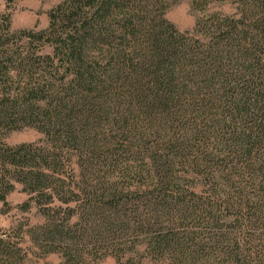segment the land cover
<instances>
[{
	"label": "trees",
	"instance_id": "obj_1",
	"mask_svg": "<svg viewBox=\"0 0 264 264\" xmlns=\"http://www.w3.org/2000/svg\"><path fill=\"white\" fill-rule=\"evenodd\" d=\"M178 1L0 11V202L43 218L0 226V264H264V0H192L186 30Z\"/></svg>",
	"mask_w": 264,
	"mask_h": 264
},
{
	"label": "rangeland",
	"instance_id": "obj_2",
	"mask_svg": "<svg viewBox=\"0 0 264 264\" xmlns=\"http://www.w3.org/2000/svg\"><path fill=\"white\" fill-rule=\"evenodd\" d=\"M62 0H13L8 6L4 0H0V11L8 12L10 15V28L18 30L23 28H45L48 24L47 12ZM192 0H180L172 4L166 11V17L171 20L180 30L191 29L199 15L197 11L191 7ZM214 10L229 12L227 7H220L213 4ZM40 137V134L33 128H25L12 131L5 137V142L10 145L19 143L33 142ZM27 199L25 193L21 191L17 185L15 190L7 196L8 205L2 207L0 202V226L5 229L20 231L23 234L24 245L28 246V236L26 230L29 226L39 224L43 221L42 216L36 207L31 206L28 210L21 207L22 203ZM59 258L55 254L48 255L38 262H48L57 264ZM98 264H116L113 256L103 258ZM141 264H150L143 260Z\"/></svg>",
	"mask_w": 264,
	"mask_h": 264
}]
</instances>
